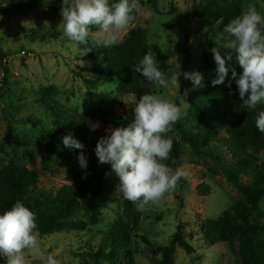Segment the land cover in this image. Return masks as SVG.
<instances>
[{
  "label": "rangeland",
  "instance_id": "rangeland-1",
  "mask_svg": "<svg viewBox=\"0 0 264 264\" xmlns=\"http://www.w3.org/2000/svg\"><path fill=\"white\" fill-rule=\"evenodd\" d=\"M202 1L157 0L156 10L147 0H136V19L119 34L118 40L131 28L140 27L145 42L155 49L158 67L166 75H171L176 62L181 73L198 71L203 74V86L198 88L182 74L178 78V87L172 85L163 89L153 85L154 94L181 108L182 116L177 122L190 129L197 124L190 113V99L204 92L215 76L216 65L211 49L217 47L222 53L228 51L220 38L223 27L208 30L194 24ZM259 3L264 7L263 2ZM169 9H173L171 14ZM0 16L3 17L0 19V53L7 55L9 81L0 90V166L24 157L30 168L41 173L37 186L26 198V203H34L41 201L43 194L54 193L67 184L64 177L66 163L51 156L48 158V170L40 164L45 157V147L51 141L45 132L51 123L48 113L43 112L45 101L56 99L60 108L68 113L96 112L90 124L98 122L99 128L92 131L89 125V132L91 139L98 142L110 131L113 119L134 105V98L132 95L122 96L116 82L103 72L94 70L92 62L84 57V50L64 35L61 0H8L7 7H0ZM97 31V27L92 26L89 39ZM229 63L238 75L242 72L235 54ZM85 79L93 81V84H88ZM226 109L224 120L214 124L216 138L201 148L218 155L220 160L195 156L184 146L179 169L187 175L180 179L174 190L165 193L159 203L145 208L140 227L132 232L127 250L117 264H129L131 258L134 264H160V255L151 253L141 236L165 245L179 224L194 251L187 253L176 247L174 264L237 262L239 251L236 241L232 245L222 241L205 243L198 228L201 220L217 218L240 196L224 174L225 167L232 163L230 153L217 141L226 135V129L235 123L238 115L231 98ZM263 158L264 154L257 155L258 163ZM242 180L247 182L250 176L244 175ZM118 183L119 178L110 169L103 184L109 199L101 209L98 222L90 229L47 236L37 232L45 256H53L58 264H95L82 253L96 249L103 232L120 217L124 196ZM200 184L206 185L209 193L199 191L197 187ZM254 216H251V222H254ZM73 217L84 216L77 211ZM258 222L264 233V206ZM25 258L27 264H41L38 252L26 250ZM0 264H8L7 258L0 257ZM103 264L111 263L103 260Z\"/></svg>",
  "mask_w": 264,
  "mask_h": 264
},
{
  "label": "trees",
  "instance_id": "trees-1",
  "mask_svg": "<svg viewBox=\"0 0 264 264\" xmlns=\"http://www.w3.org/2000/svg\"><path fill=\"white\" fill-rule=\"evenodd\" d=\"M260 1L264 3V0H203L194 24L208 30L222 28L242 14L249 5H255L257 11L264 14ZM147 3L157 10V0H147ZM172 12L173 9L168 10V13ZM79 47L84 52L91 49L84 57L92 62V68L115 81L122 96L132 95L134 98V105L113 119L110 131L116 127L127 126L134 118L136 104L142 95L154 94L153 85L142 82L143 77L135 72L134 64L146 53L151 52L154 56L155 49L145 42L140 27L131 28L111 47H96L92 39H89L88 45ZM85 80L88 84H93V81ZM8 83L7 67L1 89ZM228 83L231 87L227 86ZM229 98L236 105L238 115L235 123L226 129V135L217 138V141L230 153L232 163L225 167L224 174L237 188L240 196L217 218L201 220L198 228L205 243L222 241L232 245L236 241L239 257L235 264H264V233L258 226L264 206V158L259 163L257 159V155L264 154V133L258 131L255 125L259 112L264 111V104L258 105L255 110L243 108V100L239 97L234 80L228 79L225 84L216 86L211 84L204 92L190 99V113L197 122L196 127L190 129L176 122L172 131L167 134L173 143L170 158L164 163L173 170L179 169L184 146L195 156L220 160L218 155L201 148L216 138L217 129L214 124L218 120H224ZM59 104L56 99H48L45 101L46 107L42 109L51 119V123L45 128L51 141L45 147V157L40 164L44 170H48V158L51 156L66 163L68 166L64 177L67 184L54 193L43 194L41 201L26 203V198L37 186L41 173L30 168L24 157L0 166V213L8 210L17 200H22L36 214L37 232L41 236L90 229L98 222L101 209L109 199L104 193L103 184L111 166L99 165L94 152L97 142L96 139H91L89 132L90 122L97 113H68ZM69 134L85 146L83 152L87 157V169L79 168L80 150L63 145L62 138ZM244 175L250 176V180L244 182ZM197 188L203 193L208 192V187L204 184ZM77 211H81L84 217L74 218ZM143 211H138L135 204L123 197L120 217L103 232L97 248L84 251L82 256L95 264H103V260L117 264V260L127 250L132 232L140 227ZM253 214L254 222H251ZM141 239L151 253L160 255V264H174L176 247L183 248L187 253L194 251L181 224L168 244L154 243L145 235ZM129 264H134L133 258Z\"/></svg>",
  "mask_w": 264,
  "mask_h": 264
},
{
  "label": "clouds",
  "instance_id": "clouds-1",
  "mask_svg": "<svg viewBox=\"0 0 264 264\" xmlns=\"http://www.w3.org/2000/svg\"><path fill=\"white\" fill-rule=\"evenodd\" d=\"M7 5L8 0H0V7ZM135 10L136 0H61L63 33L76 46L88 45L90 28L95 26L98 31L91 34L92 43L96 47H111L118 42L119 34L135 21ZM220 38L228 51L222 53L217 47L211 49L216 65L211 84H225L231 72L243 108L255 110L264 104V14L257 11L255 5H249L223 27ZM233 54L242 68L239 75L229 63ZM179 68L176 62L171 75H166L151 52L134 64L135 72L143 77L142 82L158 88L178 87L181 74L194 87L203 86L202 73H181ZM227 86L231 87V84ZM181 116V108L175 103L161 95L146 93L136 104L132 122L112 129L95 146L98 163L111 166L119 178L122 195L135 204L138 211L159 203L164 194L174 190L180 179L187 175L164 163L170 158L173 143L167 134ZM255 125L264 133V111L259 112ZM97 128L98 122L90 124L92 131ZM62 143L67 148L80 150L79 168L87 169L85 146L71 134L64 136ZM37 231L36 214L22 200H17L0 213V257H6L8 264H27L25 251L28 250L38 252L41 264H58L53 256H45L41 250Z\"/></svg>",
  "mask_w": 264,
  "mask_h": 264
},
{
  "label": "built area",
  "instance_id": "built-area-1",
  "mask_svg": "<svg viewBox=\"0 0 264 264\" xmlns=\"http://www.w3.org/2000/svg\"><path fill=\"white\" fill-rule=\"evenodd\" d=\"M1 52V51H0ZM23 53V51H21ZM20 53L19 56H22ZM8 67V59L5 53H0V90L3 87L4 79L6 77V69Z\"/></svg>",
  "mask_w": 264,
  "mask_h": 264
}]
</instances>
